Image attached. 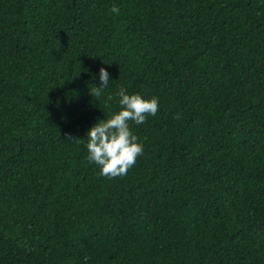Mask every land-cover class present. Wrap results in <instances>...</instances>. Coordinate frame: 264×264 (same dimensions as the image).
Returning a JSON list of instances; mask_svg holds the SVG:
<instances>
[{"label":"trees","instance_id":"1","mask_svg":"<svg viewBox=\"0 0 264 264\" xmlns=\"http://www.w3.org/2000/svg\"><path fill=\"white\" fill-rule=\"evenodd\" d=\"M121 86L159 110L109 178ZM0 264H264V0H0Z\"/></svg>","mask_w":264,"mask_h":264},{"label":"clouds","instance_id":"2","mask_svg":"<svg viewBox=\"0 0 264 264\" xmlns=\"http://www.w3.org/2000/svg\"><path fill=\"white\" fill-rule=\"evenodd\" d=\"M112 12L119 9L113 5ZM110 74L106 68L99 69V86L90 89L92 96L99 97L108 85ZM119 97L118 111H110L107 118L97 120L86 132L88 137V160L100 167V175L109 178L122 177L127 174L143 154V144L131 131L130 122L137 125L146 122L149 116H155L159 110L156 97L145 99L140 94H130L121 86L116 92ZM108 101L113 100L109 95Z\"/></svg>","mask_w":264,"mask_h":264}]
</instances>
